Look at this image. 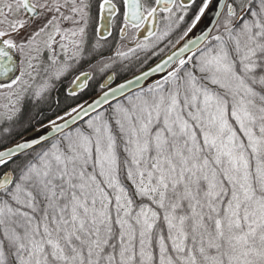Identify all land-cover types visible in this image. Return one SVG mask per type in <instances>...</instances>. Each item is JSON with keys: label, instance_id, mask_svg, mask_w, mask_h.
I'll use <instances>...</instances> for the list:
<instances>
[{"label": "snow or ice", "instance_id": "snow-or-ice-1", "mask_svg": "<svg viewBox=\"0 0 264 264\" xmlns=\"http://www.w3.org/2000/svg\"><path fill=\"white\" fill-rule=\"evenodd\" d=\"M0 264H264V0H0Z\"/></svg>", "mask_w": 264, "mask_h": 264}, {"label": "trees", "instance_id": "trees-1", "mask_svg": "<svg viewBox=\"0 0 264 264\" xmlns=\"http://www.w3.org/2000/svg\"><path fill=\"white\" fill-rule=\"evenodd\" d=\"M84 65V64H83ZM81 65V66H83ZM85 65L88 64L85 63ZM149 65V63L147 65H145L143 67V69L145 67H147ZM115 67V68H114ZM113 67V69L115 70V82L121 81L135 73H137L138 71L142 70L141 66L136 65V64H131L129 65L128 68H125L121 63L120 65L116 64ZM81 68V67H80ZM89 69V67H88ZM111 70V69H110ZM80 70L78 69V71L76 73H73L69 76H67L66 78L62 79V81L57 82L55 88L52 90L51 94H50V99L45 102L42 103L39 107L41 109H43V112L46 115H51L52 111H56V101L59 100L61 102L60 104V108L62 109L63 107H65L68 103H72L73 101H69V100H65V90L64 88L68 85V78L70 76L74 77V75H76ZM109 71V70H108ZM99 72H96V74L94 75V81H90L89 87L77 98V100L75 102H83L84 100H86L87 98H89L90 96L94 95L95 93L99 92V82L98 80L96 81V75H99ZM66 80V81H65ZM65 81V82H64ZM64 82V83H63ZM51 108V111H50Z\"/></svg>", "mask_w": 264, "mask_h": 264}, {"label": "flooded vegetation", "instance_id": "flooded-vegetation-1", "mask_svg": "<svg viewBox=\"0 0 264 264\" xmlns=\"http://www.w3.org/2000/svg\"><path fill=\"white\" fill-rule=\"evenodd\" d=\"M142 38V37H141ZM112 41H113V49H114V47H115V40L116 39H118V36H117V34H115L114 33V36L112 37V38H110ZM112 54V49H109V50H107L106 52H105V56H107V55H111ZM156 61V59L155 58H153L151 61H149V65L151 64V63H154ZM94 63V62H93ZM117 64L118 65H120V62L118 61L117 62ZM115 66V65H114ZM115 68V67H114ZM79 70H83V71H90V69H88V67H87V65H83V66H81V68L79 69ZM113 73L115 74V70L114 69H111V70H109V71H107L106 73H100L99 75H96V81L98 80V82H99V84L100 83H102L104 80H106V78H107V76L108 75H113ZM77 74H79V72L77 73ZM90 74H92L93 76L96 74V72H91ZM74 77H72V76H70L69 78H68V85L64 88V90H66L67 88H69V86H70V81L73 79ZM95 79H93V80H91V81H94ZM115 80L116 79H114V82L113 83H115ZM66 81V80H65ZM64 81V82H65ZM63 82V83H64ZM89 84H90V81H89ZM99 86V85H98ZM99 89H100V87H99ZM101 90V89H100ZM66 93V92H65Z\"/></svg>", "mask_w": 264, "mask_h": 264}, {"label": "water", "instance_id": "water-1", "mask_svg": "<svg viewBox=\"0 0 264 264\" xmlns=\"http://www.w3.org/2000/svg\"><path fill=\"white\" fill-rule=\"evenodd\" d=\"M200 27L202 28V27H204V26L201 25ZM196 33L199 34V28L196 30ZM192 38L194 39V37H192ZM155 62H156V61H155ZM155 62H154V63H151V64L148 65L147 67L154 66ZM147 67H145V68L142 69V70H146ZM140 71H141V70H140ZM140 71H138L137 73H135V74H133V75H131V76H129V77H127V78L121 80V81H118V82L113 83L112 86H115V85L118 84V83H123V82H125V81L128 80V79H132V78H134V75H138V74H140ZM159 76H160V74H156V75L150 77L149 80H147L145 83H146V84H148V83H152L155 79L159 78ZM106 79H107V78H106ZM69 87H71V85H70ZM100 92H101V90H100L99 92L95 93L94 95L90 96V97L87 98L86 100H90L91 98H93V97L97 96L98 94H100ZM28 135H29L28 133L25 134L26 137H27Z\"/></svg>", "mask_w": 264, "mask_h": 264}]
</instances>
